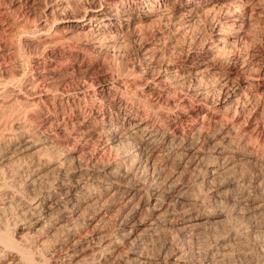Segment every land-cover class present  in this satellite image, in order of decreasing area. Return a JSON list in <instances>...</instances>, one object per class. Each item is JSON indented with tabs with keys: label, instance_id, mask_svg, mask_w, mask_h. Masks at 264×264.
<instances>
[{
	"label": "bare ground",
	"instance_id": "1",
	"mask_svg": "<svg viewBox=\"0 0 264 264\" xmlns=\"http://www.w3.org/2000/svg\"><path fill=\"white\" fill-rule=\"evenodd\" d=\"M78 1L66 4L67 8L83 4L81 13L73 21L70 18L78 32L73 42L68 37L54 39L60 33L56 26L66 21L63 17L33 23L35 0H23L16 9L0 0V41L8 39L9 43L13 37L20 44L26 37L51 40L42 43V49L52 50V55L43 56L41 62L62 66L58 72L56 67L40 68L41 62L33 61L34 68L28 72L19 70L10 62L23 47L0 46V72L3 66H10L0 74L4 88L16 89L28 82L27 92L61 96L59 104L56 98L50 99L52 104L42 98L11 103L12 91L0 94V129L14 132L11 137L1 136L0 142V264H198L200 256L203 261L198 260L199 264H264V152L252 150L233 128L207 131L185 119L187 114L171 125L159 113L164 103L176 99L181 84L191 88L192 100L205 102L210 94L200 86L206 78L218 82L224 77V87L237 89L229 79L230 70L221 77L209 71L205 56L197 54L199 51L190 54L192 42L187 44L190 52L178 54L179 63L171 62L173 55L169 61L158 62L148 49L142 57H134L137 66H129L120 50L126 38L141 32L144 37L145 22L150 18L156 19L148 25L154 26L158 20L159 34L164 31L161 23L165 27L171 24V35L198 27L194 1L212 6L210 22L223 28L219 31H232L235 21L248 25L253 18L248 11L250 0L227 4L188 0L178 3L176 9L169 7V0H96L94 7ZM207 15L205 18L211 16ZM225 33H217L209 49L217 50L219 58L227 62L233 37ZM238 34L234 36L240 41ZM108 52L119 58L115 59L117 65L108 61ZM81 58V66L87 61L90 69H65L66 64L75 66ZM24 61L30 65L29 57ZM238 61L244 69L249 62L247 57ZM101 64L109 75L98 80L93 74L99 71L91 70ZM171 65H175L172 72ZM160 70L166 74L162 76ZM143 76V86L151 88L148 97L135 93L140 86L137 80ZM77 82L80 84L75 85ZM247 84L254 86L253 82ZM191 99L194 105L196 100ZM51 105L58 106L52 109ZM195 107L201 109L198 103ZM39 110H46L50 118L82 120V129L71 135L80 146L72 145L75 153L57 146L47 129L32 123L33 118L19 123ZM89 146L93 153L103 152L108 161L84 165L77 154ZM252 219L257 222L251 228L247 221ZM194 242L202 250L197 251Z\"/></svg>",
	"mask_w": 264,
	"mask_h": 264
},
{
	"label": "rangeland",
	"instance_id": "2",
	"mask_svg": "<svg viewBox=\"0 0 264 264\" xmlns=\"http://www.w3.org/2000/svg\"><path fill=\"white\" fill-rule=\"evenodd\" d=\"M7 1L9 3V6L11 5V7L16 9L21 5V1H23V0H7ZM69 1L70 0H62V1L57 0V2H56V0H35L34 3L31 2L32 7H33L32 8L33 11L31 10V12H34V13H32L33 23L38 24V23L43 22L47 19L52 20L54 17H59V18L63 17L66 19V21L64 23L56 26V29H58L60 31V33L56 37L54 36V39H62L64 37H68V38L73 39L72 40L73 42L74 41L76 42L77 41L76 39L78 38V37H76V35L78 32H76L77 28L72 21L74 19L73 16H75L76 13L80 14L81 11L83 10V7H81V6H83V4L80 3L79 1L85 2V4H86V5L84 4L85 7L96 6L97 1L95 0L96 2L94 4V0H86L87 3L85 0H79L78 1L79 3H77L76 5H73V7L67 8L66 4L67 3L69 4ZM223 1H224V3L227 4V2H229L230 0H216V2H221V3H223ZM234 1L240 2V0H234ZM174 2H176V3H174ZM185 2H190V1L179 0V2H178V0H169L168 4L170 5L169 6L170 8L173 7V9H176L178 3H185ZM195 3L196 2L194 1L191 4H194L196 6L197 12H199V13H196V16L200 17V18L198 17L196 19L197 23L200 24V25H198V27H197V24L195 23L196 27L193 26L194 27L193 29L191 28L189 31L183 32V34H179V33L176 34L175 33V35H171L170 34L171 30L169 27V26H171V24L168 27H165L164 24L161 23L160 25L162 26L164 31L163 32L160 31V34H159L158 31H159L160 26H159L158 20L156 21V23L158 24L159 27L156 25V23H155L156 26L155 25L153 26V24L148 25L149 22L156 19V18H150L149 22H145L147 30L146 31L144 30L145 32L143 31L145 33L144 37L142 38V36H140V35H143V33L141 32L140 34L136 33L135 36H130V38H133V40H135V42L132 39H130L129 37H128L129 40H127L128 38H126L125 44L127 43L126 46H127L128 51H125L126 50L125 44H123V46L125 48L121 45L122 48H124V49L121 48L120 50H122L124 52L123 54H125L124 56L127 58V62L129 64V66L130 65H136L137 66L138 63L135 62V61H137L136 58H138L140 56L142 57V55L145 54V52L148 49L149 50L147 52L152 53L154 55V57L157 58L156 60L158 62L161 60H164V59L166 61H169L173 57L171 62L179 63V60L177 58L180 56V54L182 56L183 53L187 52L188 50H189L188 52H190V50L192 48L190 54L195 55L199 51L197 54H200V55H203L206 57L205 63H206V65L207 64L210 65V66H208L209 71L210 70H211V72L214 71L215 73H217V76L221 77L222 73H226V71L230 70L229 71V79H232L231 82L235 86L237 85L236 86L237 89H231L230 90V88H228L227 86L224 87L223 84L225 82L224 83L221 82L222 79H224V77L220 78L218 80V82L213 80L212 77H210L209 80H207V78H206L205 80H203V85L200 86V88H203V90H204L203 92L208 91V93L210 94V95H208L209 97L207 96V98H205L207 101L205 102L204 99L199 101L201 98L193 99L194 100L193 101L189 97V96H191V92H192L191 88L187 84L186 85L181 84L178 87V89H179L178 94L179 95L176 97V99L175 98L173 100L169 99L166 104L164 103L161 106V108H159V113L161 116L164 117L165 121L171 125L174 123L175 119L178 118L180 115H182L184 117L187 114L188 117L185 116V119H189L190 123H192L194 125H198L199 127L201 126L202 128H204V130H207V131H213L219 127H221V128H227V127L233 128V130L237 134L243 135L245 137V140L249 142L250 148H252V150H255V151L257 150L258 154L261 152H264V0H250L249 4H252V6H251L252 8L251 7L248 8V11L251 10L252 14H253V18H251V22L247 21V23H249V24L245 25L242 22L235 21L236 24H234V26L231 28L232 31H229L227 33H225L224 31L222 32L223 28L218 27L216 24H214L216 28L213 27L214 25L210 22L211 19L214 18L212 16L213 10L209 14V11L211 10L212 6H210V5L203 6L204 4L197 5ZM64 8H65V10H64ZM58 9H60V10H58ZM204 12H205V14H204ZM238 13H240V12H238ZM35 14H36V16L34 17ZM201 14H204V15L202 16ZM207 14H209V15H207ZM205 15H207V16L211 15V16L205 18L206 17ZM70 18L72 19V21ZM203 22H204V24H203ZM223 22H225V20ZM147 25L149 26L150 29H148ZM239 26L242 27V29H240ZM199 27H200V29H199ZM155 28L156 29L158 28V29L155 32H152V31H154ZM212 28L214 30H212ZM220 28L222 29L221 31H219ZM87 29H88V27H86V30ZM198 29H199V31H198ZM234 29H235V31H234ZM124 31L128 32L127 28H124ZM190 32L192 35L190 34ZM199 32H200V34H199ZM146 33H147V35H146ZM152 33L154 35L151 38ZM184 33H187V34H184ZM217 33L218 34L219 33H221V34L225 33V34H227V35L229 34L233 37L230 39L235 44L232 43V46H231L232 48L230 47L229 48L230 50L228 49L230 51V54H229L230 57L228 55V58H229L228 61L229 62L228 61L226 62L225 61L226 59L224 57L220 56V58H219V54H218L217 50L209 49L210 47L214 46V45H211L213 43L212 39L215 40L219 36ZM235 33H239L241 35L240 41L236 40V38L234 36ZM183 35H185V36H183ZM193 35H196V36H193ZM166 36L167 37L172 36V37H175L176 39L172 38V37H171L172 39L170 38L171 40L165 39ZM181 36L183 37L184 41L182 40ZM149 37H150V39H149ZM140 38L144 42L142 40H141L142 41L141 42ZM162 38H164V39H162ZM202 38H206V39H204L206 42L201 40ZM35 39L34 38L30 39L27 37L25 39L23 38L21 40L22 44L19 43V38H17V37H13L12 39H10L11 41L9 40L10 41L9 43H8V39H3L0 41V46L2 45L3 47H7L8 44L9 45L15 44L20 49L23 47L22 50H20L21 51L20 54L13 56L11 58L10 66H14L19 70H21V69L27 70V72H28L31 69V67L34 68L33 63H32L33 61L41 62L43 59L42 58L43 56L52 55V50L50 51L47 49L46 51H44L42 49V43H44L46 41L50 42L51 40H44L43 41L40 38H35ZM177 39L179 41H177ZM5 40H7V43ZM199 40H201V42L204 43V44H202L203 45L202 47H205V48L201 49V45H200ZM166 42L170 45L168 46V44ZM184 42H186V43H184ZM191 42H192V47L189 49L188 46L190 45L189 43H191ZM193 42L195 43V45L193 44ZM164 43H166V44H164ZM140 44L142 46H140ZM187 44H188V46H187ZM182 45H183V47H182ZM197 45H199V46H197ZM176 46L179 48H177ZM174 50H176V51H174ZM208 50L209 51L212 50V51L209 52ZM173 51H174L175 55H174ZM215 51L217 52V54ZM127 53H130V54L128 55ZM108 54H109L108 61L111 62V64L114 63L117 65L118 62L115 61V59H119V58L117 56H115L116 58H114L112 55L113 53L108 52ZM178 54H179V56H178ZM33 55H36V56H33ZM39 55H41V56H39ZM171 55H173V56L171 57ZM37 56H38V58H37ZM118 56L122 57V55H118ZM129 56H131L130 58H132V59H130ZM163 56H164V58H163ZM25 57H29V60H31L30 65H27L25 63V61H24ZM134 57H136V58H134ZM167 57H169L170 59H168ZM241 57L242 58L247 57V62L249 61L248 65L246 66L245 69H244V67L241 66V64L238 63L239 62L238 60ZM83 58H81L79 63L76 62L77 64H75V66H74V64H70V65H69V63H68V65L66 64L65 69H67L68 71H71L72 68H73V70L80 69L82 71L86 70V69L87 70L90 69L91 66L88 65L87 61L83 62V65L81 66L80 63L83 60ZM212 58H215L216 60L213 62L214 59H212ZM157 61H155V63ZM45 62L47 64H45V63L43 64L41 62L39 67L40 68H46V69H49V68L52 69V68L56 67V70L58 72H59V70L62 69L61 65L54 64V63L49 62L47 60ZM158 62H157V64H158ZM114 64L112 66H114ZM249 64H250V66H249ZM251 64H252V66H251ZM10 66H6V65H5V67L3 66L5 69L2 67L0 74L2 72H5ZM154 66L157 67V65H154ZM101 67L103 69H101ZM104 67H105L104 64L103 65L101 64V66L99 65L98 67H95L96 69H93L94 71L91 70L92 72L96 71V73H97V70L99 71L98 74H96V75L93 74V77H96V79L100 80V79L108 76L109 72ZM169 69H170L169 71H171V72L174 71L175 65H171L169 67ZM249 69H250V71H249ZM241 73H242V75H241ZM160 74L162 76H164L166 73L163 72V70L162 71L160 70ZM248 74L250 76H247ZM101 75H103V76H101ZM179 75H181V74H179ZM243 76H245V79ZM237 78L238 79L241 78L242 80L241 81L239 80V82H237L236 81ZM145 80H146V76L141 77L140 79L137 80V84L140 86H138L136 89H135V87H133L136 91L135 93H138V95L141 97H142V95L148 97V95L150 93V89H151V88H149V89L146 88L145 87L146 85L143 86L146 82ZM248 82H253L254 86L248 87V84H247ZM214 83H216V84H214ZM28 84H29L28 82H25L21 85V87L19 86V88H21V89L24 88V91L19 92L18 87L16 89L15 88H9L8 89V88H4V86L0 83V94L2 92H3L2 94H4L5 91H7L6 93H8L9 91L10 92L12 91V93L14 95L12 94L13 96L11 95V97L13 99L11 97H9L10 100H8V101H11V103L15 99L16 100L19 99L22 101H25V100L31 101L32 99H34L36 101H39V99L42 98V99L47 100V102H49V104H52L50 102V99L56 98L55 103L59 104L58 99L61 98L60 95L55 96V94H54V97H53L52 96L53 94H45V93L44 94H42V93L37 94L34 92L33 93L27 92ZM78 84H80V83L77 82V84H75V85H78ZM246 87H248V88L245 91ZM96 88H99V86ZM220 88H222V89H220ZM215 89H220L222 91H220V90L215 91ZM233 90H235L234 91L235 93L233 92ZM25 91L27 92V95H26ZM244 91H245V94H243ZM214 93H215V95H214ZM7 96H9V95H7ZM190 99L193 101V103L196 100L194 105H192V102H190ZM197 103L200 104L201 109H199V107H195V109H193ZM173 104H175L176 106ZM178 105H179V107H177ZM41 106H43V108H44V103H41ZM56 106H58V105H51V108L55 109V108H57ZM184 106H186L185 108H187V110H189L187 113H185L183 110ZM175 107H177V108H175ZM157 108H158V106H157ZM236 110H237V114H236ZM48 115H50V114H47L46 110L45 111L39 110V112H36L35 114L34 113L28 114V118L23 119L24 121L20 119L19 123H27L30 118H33L34 121L32 123L41 125L42 127L40 129H43V130L47 129L46 132L48 133V135H50L53 138L55 143L57 142L56 143L57 146H59V145L66 146L67 147L66 150L70 149L71 153H75L74 149H72V145L77 146V148L79 145L77 144V142H75V140L71 137V135H73L74 133H76L77 131L82 129L81 128L82 127L81 126L82 120H80L78 118H71L70 116H69L70 118L66 116L65 119H63L62 116L57 117V118H50V117H48ZM39 117H41V118H39ZM7 122H9V121H7ZM137 122H138V119L133 121V123H137ZM29 124H31V123H29ZM13 134H14V132L13 133L9 132V130L4 131L3 128H1L0 129V142H3V140L1 141L3 136L11 137V135H13ZM1 136H2V138H1ZM92 149H93V147L89 146V147H87V149H85V152L83 154H81V153L77 154L78 156H80L82 163L84 165H90V164L96 163V161H99L101 163L102 162L101 160H103L104 162L108 161L107 160L108 157L102 155L103 152L98 150L99 154H97L96 152L93 153ZM98 159H100V160H98ZM256 222H257V220H253V219L249 220V221H247V223H248L247 226L251 227V228L255 227ZM194 243H196V244H193V246L195 248L197 246V248H196L197 251H199V248H200V250H202V248H201V247H203L202 245H199L198 242H194ZM198 255H199V253L197 254L196 259L199 257ZM198 260L200 262L203 261L201 256L198 258ZM198 260H197V263L199 264L200 262ZM262 262L264 263V260Z\"/></svg>",
	"mask_w": 264,
	"mask_h": 264
}]
</instances>
